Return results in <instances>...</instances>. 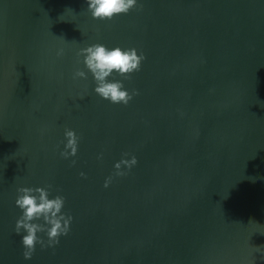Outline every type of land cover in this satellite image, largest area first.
Listing matches in <instances>:
<instances>
[{
	"label": "water",
	"instance_id": "obj_1",
	"mask_svg": "<svg viewBox=\"0 0 264 264\" xmlns=\"http://www.w3.org/2000/svg\"><path fill=\"white\" fill-rule=\"evenodd\" d=\"M137 4L100 21L85 0H0V264H264V0ZM96 43L145 57L109 78L127 106L72 78ZM45 185L70 230L25 260L16 189Z\"/></svg>",
	"mask_w": 264,
	"mask_h": 264
},
{
	"label": "clouds",
	"instance_id": "obj_2",
	"mask_svg": "<svg viewBox=\"0 0 264 264\" xmlns=\"http://www.w3.org/2000/svg\"><path fill=\"white\" fill-rule=\"evenodd\" d=\"M87 11L91 18L100 21H111L119 15H126L131 10H141L137 0H85ZM56 55L62 56L63 50L57 51ZM76 56L83 57L84 69L74 71L73 80L87 79L90 74L95 83L94 93L102 100L108 101L113 105L127 106L134 96L138 95L135 90L131 92L124 88L121 80L110 77H121L123 80L129 79L133 73L140 71V67L145 57L142 53L138 54L135 48L121 49L114 47L109 49L102 44L96 43L83 48L76 53ZM81 61L78 59L77 63ZM64 151L60 153L63 159L75 157L78 150L79 137L74 131L65 129ZM128 156V153H124ZM102 157L98 156L97 159ZM75 164V160L72 161ZM137 164L134 156L130 159L122 158L114 164V175L122 177L127 174L124 169L130 170ZM83 177V173L80 174ZM112 181V177L105 180L104 187L107 188ZM52 194V186L44 187H18L16 189L15 207L22 213L15 221L14 232L21 235V245L23 248L22 256L25 260H30L39 246L41 250L53 248L59 244L60 238L66 236L70 230L72 222L71 215L63 212L65 198L56 195L49 198ZM44 234L46 239L41 238ZM260 248H257L259 251Z\"/></svg>",
	"mask_w": 264,
	"mask_h": 264
}]
</instances>
